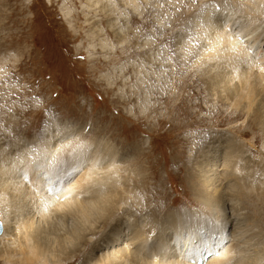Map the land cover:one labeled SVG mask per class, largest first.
<instances>
[{"label":"rangeland","instance_id":"obj_1","mask_svg":"<svg viewBox=\"0 0 264 264\" xmlns=\"http://www.w3.org/2000/svg\"><path fill=\"white\" fill-rule=\"evenodd\" d=\"M128 1L0 0V140L43 144L47 130L64 127L80 141L107 140L122 158L118 172L132 179L125 188L133 187L148 215L199 211L201 149L220 137L238 147L251 141L253 148L245 146L244 159L235 161L253 157L262 167L264 132L253 117L234 123L220 91L211 90L209 76L194 64L203 39L193 21L213 0ZM246 163L232 172L251 173L248 187L251 179L264 182V167L251 171L253 161ZM243 184L235 208L263 233L264 197ZM135 209L138 217L143 209ZM13 225L6 239L17 241ZM3 233L0 220V238ZM37 247L47 264H89L90 246L65 252ZM17 254L11 241H0V264Z\"/></svg>","mask_w":264,"mask_h":264},{"label":"bare ground","instance_id":"obj_2","mask_svg":"<svg viewBox=\"0 0 264 264\" xmlns=\"http://www.w3.org/2000/svg\"><path fill=\"white\" fill-rule=\"evenodd\" d=\"M226 1L217 4L220 11L216 12L213 0L193 21L192 29L203 39L194 64L209 76L211 90L220 91L222 101L235 114L234 123H248L253 117L264 132V0ZM132 2L127 4L134 6L136 1ZM81 139L72 128L64 127L47 130L43 144L26 139L7 146L0 140V220L4 229L0 241H11L18 251L6 258L7 264H47L38 244L60 252L68 248L84 251L90 246L85 256L89 264H188L184 256L198 252L199 242L214 246L201 252L206 255L199 263L264 264V232L256 221L249 226L241 209L235 208L245 190L243 183L249 193L264 197L261 178L251 179L254 183L250 180L248 187L246 176L251 173L245 171L240 176L232 172L244 169L250 161L254 165L249 167L251 171L264 167L253 157L240 164L235 161L244 159L243 148L252 149L253 142L238 147L228 137L210 140L212 143L198 153L195 166L201 188L196 199L203 208L148 215L136 202L133 187L125 188L132 179L120 174L122 158L115 146L107 140ZM29 166L41 184H52L56 177L65 180L56 191L57 198H37L27 191L19 173ZM135 208L143 209L138 217ZM220 218L229 225L227 230L214 225ZM14 222L17 241L6 239L14 231Z\"/></svg>","mask_w":264,"mask_h":264},{"label":"snow or ice","instance_id":"obj_3","mask_svg":"<svg viewBox=\"0 0 264 264\" xmlns=\"http://www.w3.org/2000/svg\"><path fill=\"white\" fill-rule=\"evenodd\" d=\"M193 3H195V0H193ZM212 7L215 9L216 12L220 11V5L213 4Z\"/></svg>","mask_w":264,"mask_h":264}]
</instances>
